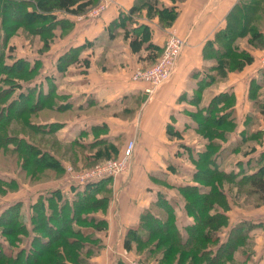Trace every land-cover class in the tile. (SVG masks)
<instances>
[{
  "label": "trees",
  "instance_id": "1",
  "mask_svg": "<svg viewBox=\"0 0 264 264\" xmlns=\"http://www.w3.org/2000/svg\"><path fill=\"white\" fill-rule=\"evenodd\" d=\"M171 1V5H165L160 0H134L126 12L112 21L109 30L116 34L119 27L124 28L132 50L138 52L143 42L149 40L151 29L143 23L129 26L137 22L136 16L143 9L149 17L157 16L163 27L171 26L179 12L176 4L184 0ZM97 3L98 0H0V153L20 162L21 174H28L31 180L59 175L62 165L54 155L42 151L22 136L11 134V125L17 121L22 127L39 132L40 124L33 121L34 117L47 105L53 107L57 98L54 88L50 87L45 92L43 83L37 82L35 77L42 59L31 61L27 57L9 55L11 62H6L8 39L21 30L30 36L41 35L43 54L54 41L55 29H62L65 33L71 27V21L60 17L59 13L83 15ZM261 3L258 0H238L227 14L226 25L216 33L214 40L206 42L204 57L217 61L211 69L221 79L226 78L228 72L242 70L254 60L247 48L239 46L240 40L246 39L249 47L264 46V10L261 15L257 12L262 10L259 7ZM256 21L260 23L257 25ZM147 46L151 49L150 63H153L163 48L152 43ZM83 47H72L62 54L57 60V69L66 72L70 64H85L86 60L79 58ZM206 76L202 79L206 85L218 78L209 75L207 79ZM253 85L256 86V82L252 83L250 91L252 99L256 94ZM235 102L233 92L227 91L216 95L207 106L197 108L192 114V118L202 119L203 122L195 119L194 128L207 139L204 150L190 153L193 181L198 184L174 185L182 195L185 213L194 222L178 228L173 204L166 196L160 195L156 201L159 207L145 210L137 225L129 228L124 238V247L132 250L135 245L142 253L144 260H141L146 261L149 254L158 260V264H232L234 253L240 247L251 245V232L256 223L243 220L229 228L227 240L219 245L216 252L212 250L223 232L220 230L229 223L225 211H217L219 206L223 210L229 209L225 185L229 189L236 188L237 193L256 195L260 203L264 202V163L251 173H245L244 168L224 170L219 167L218 155L222 144L219 139L227 138L237 126L231 117ZM230 108L231 112L226 110ZM177 133L168 125L169 136ZM253 135L256 136V132ZM105 149H98L99 154L88 157L87 163L118 157L102 158L101 153ZM114 150L117 152V148ZM170 167L175 171L173 165ZM110 180L106 177L83 185L71 184L70 196L59 188L47 191L31 204L29 225L23 219L19 201L6 206L0 215V264H93L90 258L99 245L95 232L106 228L105 221L97 215L108 203ZM163 180L168 182L170 179L165 176ZM9 182L14 188L16 184L12 180ZM205 187L208 189L204 190ZM27 235H31L27 246L17 247L16 242ZM5 240L13 248L9 253L6 244L3 245Z\"/></svg>",
  "mask_w": 264,
  "mask_h": 264
},
{
  "label": "crops",
  "instance_id": "2",
  "mask_svg": "<svg viewBox=\"0 0 264 264\" xmlns=\"http://www.w3.org/2000/svg\"><path fill=\"white\" fill-rule=\"evenodd\" d=\"M107 1V8L98 17H89L87 14L62 16L70 20L72 26L65 33L62 29H57L60 31L59 38L43 52V55L54 56L53 67L50 73L45 75V79H38L37 82L43 83L45 92L50 87L54 88V94L59 100L56 104L58 109L51 110L50 113L53 115L41 122L52 123L55 127L60 124L55 130L68 132V139L63 141L65 144L71 142L67 147L73 148L74 146L70 144L76 143V140L78 142L81 139L83 142L94 140V151L87 152L91 154L94 152L96 157L99 154L98 149L106 147L101 155L102 158H108L114 155L121 156L128 141L135 139L136 148L129 171L111 177L108 184V203L97 215L105 221L106 228L96 230L99 245L94 248V254L90 258L93 264H133L134 261L143 258L142 253L138 252L135 245L132 250L124 247L125 235L129 228L137 225L145 210L159 207L156 201L160 195L166 196L173 204L178 228L182 229L194 222L193 218L185 213L182 195L174 184H198L193 181L194 167L190 153L196 154L204 150L206 141H203L202 136L194 128L195 118L191 116L197 108L207 106L220 93L233 92L236 102L231 117L236 120L237 126L227 138L219 139L222 143L218 155L219 167L224 170L233 167L238 170L244 168L245 173H251L264 163V63L262 61L264 46L249 47L246 39L244 45L241 43L243 40H240L239 46L250 51L254 56L253 62L246 64L242 70L228 72L226 78L216 80L214 85L208 84L213 87L205 90L201 83L203 78L200 71L206 67H213L217 61L204 57V46L208 40H214L216 33L226 25L227 14L238 0L178 2L176 4L178 16L169 27H163L157 16L149 17L143 9L140 15L136 16L137 22L129 26L143 23L148 24L151 29L149 40L143 42V47L138 52L132 50L130 38H126L124 28L119 27L116 34L109 30L112 21L120 13L126 12L134 0ZM160 1L165 5L172 4L171 0ZM170 31L182 36L186 44L176 61L172 76L153 93H147L146 89L150 83L133 80L132 73L137 68L150 64L151 49L147 45L152 43L162 48ZM81 45L84 47L80 51L79 58L81 61L85 59V64L73 63L68 66L66 72H60L56 66L58 58L70 48ZM73 75L74 78H71ZM254 82H256V86L253 85L256 90L254 98L256 103L250 98ZM243 103V107L239 108ZM248 103H251L256 111V124H253L256 128L252 132L246 130V126H250L251 117L247 113ZM83 110L88 113H82ZM168 125L178 133L169 136ZM189 131L196 135L197 139H193L194 143L202 142L200 147L191 144L190 147L189 143L185 142ZM253 132H256V136L252 137ZM248 135L249 138L245 139ZM252 140L255 144L249 153L248 142ZM180 142L184 144L181 145L184 149L179 148ZM112 147L117 148V152L115 150L113 152ZM109 148L112 149L110 152ZM65 152L58 153L59 159L63 158L61 155ZM234 153L242 156L233 160V165H229L232 161L227 160H231L233 158L231 155ZM79 157L81 154L75 155L76 160ZM181 157L191 165L187 173L168 171L172 168L166 170V164ZM61 162L64 160L62 159ZM223 164H226V168H222ZM165 176L170 179L168 182L163 180ZM57 188L71 195L70 185L64 188L46 187L37 191L32 203L47 191ZM206 189L208 187L204 190ZM224 192L228 198L229 209L223 210L219 206L217 211H225L229 223L220 230V233L223 232L219 234L218 242L212 246V250L216 252L219 245L227 240L228 235L225 236V230L243 220L251 221L256 223V227L251 232V245L240 247L234 253L231 263L264 264V219L247 220L243 219V216L238 219L235 216L233 219L232 210L234 206L238 207L234 202H238L237 200L241 202L245 195L241 192L237 193L236 188H227L226 185ZM16 201L20 203L23 217L28 215L25 220L29 225L31 204H28L26 209L23 199L14 202ZM260 205L259 207H262L264 202ZM163 212L166 214L164 210Z\"/></svg>",
  "mask_w": 264,
  "mask_h": 264
},
{
  "label": "rangeland",
  "instance_id": "3",
  "mask_svg": "<svg viewBox=\"0 0 264 264\" xmlns=\"http://www.w3.org/2000/svg\"><path fill=\"white\" fill-rule=\"evenodd\" d=\"M101 1L102 0H98V3L96 5H98ZM260 1L262 3H261V5H259V7H261L262 10H260V11L257 10L259 15H261V13L264 10V2H263V0H258V2H260ZM93 8H91V9H93ZM257 8H258V5H257ZM87 13H85V14H87ZM85 14H83V15H85ZM59 15H60V17H62V16L66 17L65 16L66 14H64V13H59ZM258 23H260V22L256 21L257 25H258ZM71 26H72V23H71ZM62 34L63 33L61 32V35ZM59 35H60V31H57V29H55L54 30V37H53L54 41H53V43L55 42V40H57L59 38ZM241 43H243V45H244L245 40H243V42H241ZM43 47H44V42H43L41 35L36 34L35 36H30L26 32H24L23 30H21L17 34H14L13 36H11L10 39H8V45L5 49L6 55H7V61L6 62L7 63L11 62L10 61L11 58L9 57V55H15L16 57H27L31 61H34L37 59H42V60H40L41 64H42L40 71L38 72L37 76H35V77H36V79H39V80L45 79V75L49 74L50 70L53 67L54 56H52L50 54H49V56L43 55L42 54ZM151 64L152 63H150L148 65H151ZM70 72L71 71L69 70V74H70ZM200 72L202 73V78L204 75H208V76L209 75H216L217 76L216 72H214L211 68H207V67ZM208 76H206L207 79H208ZM217 77H218V78H216L217 81L219 79H221V77H219V76H217ZM71 78H74V75ZM76 78H78V77H76ZM201 83L203 84V87L205 88V90L213 87L210 85L216 84V82H213L210 85H208V84L206 85L205 80H203ZM72 88H74V86ZM207 95H205V98ZM58 102H59V100L56 99L53 107L49 108L48 107L49 105H47L45 108H42L34 117L35 119L33 121H39L38 122V124H40L39 125L40 126L39 132L31 131L29 128L22 127L20 122L14 121L11 125L10 133L11 134H17L19 136L24 137L26 140H28L31 143H33L34 145L38 146L42 151L48 152V153L54 155L56 158H58V160L60 161L62 168H63L61 171V174L54 175L52 177H38L36 179L31 180L30 177H28V174L27 175L21 174L20 162H15L12 157H6L2 153H0V215H1L2 211L6 208V206H8L11 203H14L15 200L20 199V198L25 201V207L24 208L27 209V205L32 204L33 197H34V195H36L37 191H39L43 188H46V187L64 188L65 186H69L71 184H79V182H77L78 178L75 177V173L82 170V169H88L90 167H94L96 164L100 163V162L95 163V164L87 163L88 162L87 158L90 156H94V152L92 154L90 152H87L88 150L94 151L93 150L94 149V144H93L94 140H91L88 142H83V139H81V141H79V142L76 140L77 147H75L76 146L75 143L70 144L72 147L74 146L73 148L67 147L69 145V143H71V142L68 141V143L65 144V143H63V141H66L68 139V132H60V131L56 132L57 130H54L60 124L55 127L54 124H52V123L41 122L42 120L48 119L50 116L53 115V113L51 114L50 112H52L51 110H57L58 109L55 106ZM255 103H256V100H255ZM243 105H244V103L242 104V106L240 105L239 108H242ZM226 110H230V112H231V108L226 109ZM81 112L82 113H88L85 110H83ZM247 113H248V116L251 115V117H250V121H249L250 126H246V130L248 132H252L256 128V125H255V127L253 125V124H256V111L251 106V103H248ZM243 115H242V117H243ZM70 116H72V115H70ZM57 117H58V115L54 118L57 119ZM195 119H196V121H199V122L202 121V119L200 117L195 118ZM54 123H57V122H54ZM251 124L253 125V127H251L252 126ZM43 129H45V130H43ZM193 131H195V130H193ZM187 133L189 134V136L186 137L185 142L189 143L188 145H190V144L193 146L199 145V147L202 145V142H198V141H196L195 143L193 142V139H197V138L195 137L196 135L192 131H189ZM248 138H249V135L246 136L245 139H248ZM202 139H203V141L207 140L203 136H202ZM64 144H65V147L62 148V146ZM254 144H255L254 140H252V142H248L249 153H251L250 149L253 148ZM181 145H184V144L182 142H180L179 148L180 147L183 148V146H181ZM191 145H190V147H191ZM70 148H71V150H70ZM135 148H136V146H135ZM99 149H102V148H99ZM62 151H66V152H65V154L61 155L63 158H60L61 159L60 160L59 159L60 155L58 153H60ZM78 154H81V157H79V159L77 158V160H76L75 155H78ZM239 156H242V155H236V153L232 154L231 157H233V158L231 160H227L228 162L232 161V163L229 165H233L234 164L233 160H236L237 158H239ZM118 157H116V158H118ZM133 157H134V155H133ZM116 158H113V159H116ZM62 159L64 160V162H61ZM5 161H6V163H5ZM170 163H172L171 165H173L175 172L177 171V173H179V174H185L191 168V165L184 160V157H181L179 159H173V161ZM170 163L166 164V170L171 168V167H169ZM70 167H72V170H69ZM222 168H226V164H223ZM129 169H130V166H129ZM129 169L127 171H129ZM29 171H31V170H29ZM168 171H172V170H168ZM9 180H12L16 184L15 185L16 188L10 187L11 185H10ZM81 185H83V184H81ZM243 195H245V196H243L244 198L241 202H240V200H237L238 202H236V201L234 202L235 204H238V207L234 206V208L232 210L233 219L235 216L237 217V219L240 216L241 217L243 216L242 218L247 219V220L264 219V205L262 207H259L262 204L260 205V202L256 199V197L254 195H251V196L246 195V194H243ZM258 211H261V212H258ZM27 216L28 215L26 214L25 218L23 217V219L25 220L27 218ZM88 216H89V214H88ZM228 231H229V229L225 230V232H226L225 236L228 235ZM31 235L24 236L22 238V240H20L19 242H16L17 247H21L23 245L27 246L28 242L30 241ZM255 236H256V232L254 233V237ZM7 241L8 240H5L6 243H4L3 245L6 244V249L9 253V251H11L13 248L10 246V244ZM146 254H147V251H146ZM139 259L141 260L143 258H139ZM145 259H146L147 263L158 264V260L152 258L149 254H147ZM143 260H141V261H143ZM146 261H144V262H146Z\"/></svg>",
  "mask_w": 264,
  "mask_h": 264
},
{
  "label": "built area",
  "instance_id": "4",
  "mask_svg": "<svg viewBox=\"0 0 264 264\" xmlns=\"http://www.w3.org/2000/svg\"><path fill=\"white\" fill-rule=\"evenodd\" d=\"M108 1L102 0L98 5L91 9L87 15L89 17H98L107 8ZM186 40L175 33L170 31L166 35L165 42L162 46L161 54L156 58L155 62L151 65L137 68L132 73L133 80H141L150 83L147 87V93H153L162 83L168 80L176 65V61L180 56ZM264 63V59L262 60ZM136 141L131 139L128 141L123 153L116 159H106L96 164L94 167L88 169H82L75 173V177L78 178L79 184L88 182L99 181L106 177H115L121 173L126 172L129 169L131 159L134 155ZM72 170V167L69 168ZM133 264H150L141 260L134 261Z\"/></svg>",
  "mask_w": 264,
  "mask_h": 264
}]
</instances>
